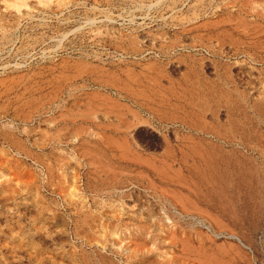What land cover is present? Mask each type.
Segmentation results:
<instances>
[{"label": "rangeland", "instance_id": "374dc122", "mask_svg": "<svg viewBox=\"0 0 264 264\" xmlns=\"http://www.w3.org/2000/svg\"><path fill=\"white\" fill-rule=\"evenodd\" d=\"M0 264H264V0H0Z\"/></svg>", "mask_w": 264, "mask_h": 264}]
</instances>
